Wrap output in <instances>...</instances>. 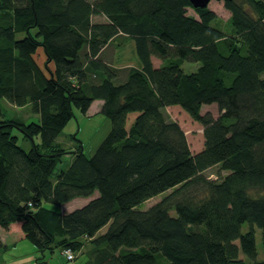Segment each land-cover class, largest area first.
I'll use <instances>...</instances> for the list:
<instances>
[{"label": "trees", "instance_id": "obj_1", "mask_svg": "<svg viewBox=\"0 0 264 264\" xmlns=\"http://www.w3.org/2000/svg\"><path fill=\"white\" fill-rule=\"evenodd\" d=\"M225 7L233 35L190 0H0V100L35 115L0 112V226L34 244L36 264L87 241L82 264H264V0ZM119 36L135 41L140 67L105 55ZM96 99L109 132L91 156L63 147L64 127ZM210 103L218 117L201 112ZM173 105L203 125L199 151L166 118ZM80 196L93 197L67 212L47 204Z\"/></svg>", "mask_w": 264, "mask_h": 264}, {"label": "rangeland", "instance_id": "obj_2", "mask_svg": "<svg viewBox=\"0 0 264 264\" xmlns=\"http://www.w3.org/2000/svg\"><path fill=\"white\" fill-rule=\"evenodd\" d=\"M209 7L215 10L217 14L216 20L213 22V25L218 26L222 30L225 31L228 35H233V29L231 25L230 11L225 7L224 0H211L209 3ZM190 13H194L193 9H189ZM94 20H101L103 16H94ZM121 43V44H119ZM117 54V55H116ZM105 55L107 57H111L112 60L119 59V64L123 65H135L140 63L139 57L136 52L135 41L133 39H128L123 36H119L115 39L112 46L108 47ZM115 57H112L114 56ZM34 58L37 63L42 67V69L48 73L45 68L46 64V55L42 47L38 48L36 53L34 54ZM53 67V64H50ZM183 69L186 72H191L196 70L199 67V63L193 62H183ZM96 105V104H95ZM3 112L4 117L8 118H18L22 121H31L34 118V113L32 111L31 105H26L24 107H17L5 99L0 100V112ZM96 107L91 106L89 112L87 114H83L76 111V116L72 118L68 124L64 127L61 135L58 137V141L62 144L63 147L69 150H76L79 148L80 144L83 146L84 152L91 156L95 152L97 146L106 136L111 128L110 119L105 116L103 113H96ZM201 112L203 114L209 112L214 117H218L220 114V109L217 103L204 104L201 108ZM164 114L168 120L177 121L182 129L185 131L188 143L191 147V150L194 152L202 149L204 145V134L203 125L194 120L191 115L181 106L173 105L167 106L164 108ZM22 146L25 149L30 148V142L28 140H24L21 142ZM72 153H67L63 156V160L58 163L56 171L61 170L62 168L67 167V165L72 160ZM217 166L209 168L205 171V175L210 178H216L217 176ZM173 191L170 189L164 193H161L148 201L142 204V208H148L149 206L161 201L163 197L167 196ZM87 200L86 197L80 196L76 197L64 206L54 205L51 203H47L48 206L60 209V210H71L78 206H81ZM174 200V199H172ZM172 213L174 211L172 210ZM248 225L245 224L243 226V231H246ZM104 228L102 231H104ZM13 241L12 235L8 232L7 229L0 226V260L10 261L9 263H13V260L17 257L25 258H34V256L38 257L41 255V252L37 250L34 244L28 240H14L16 243H11ZM256 242H257V250H258V258L260 260L264 259V246L261 238V231L258 229L256 232ZM9 246V247H8ZM92 247V244L88 241L85 242L84 247L75 253L74 260H68L62 250L56 248L54 252L47 254L48 264H82L83 261L87 260L89 250ZM243 256V255H242ZM244 257V256H243ZM249 264H252L246 257H244ZM35 261V260H34ZM1 263V261H0Z\"/></svg>", "mask_w": 264, "mask_h": 264}, {"label": "crops", "instance_id": "obj_3", "mask_svg": "<svg viewBox=\"0 0 264 264\" xmlns=\"http://www.w3.org/2000/svg\"><path fill=\"white\" fill-rule=\"evenodd\" d=\"M120 44V43H119ZM117 55V54H116ZM114 57H115V55H114ZM117 61H119V59H117L116 58V60H112V62H113V65H115V66H118V67H123V66H129V65H123V64H119L120 62H118L117 63ZM131 66H137V67H140V63H137V64H135V65H131ZM103 100L102 99H96V100H94L93 101V103H92V107L93 106H95L96 107V113H99V112H101V108H102V105H103ZM96 104V105H95ZM91 106H90V108H91ZM89 108V109H90ZM87 112H89V110L87 111ZM87 114V113H86ZM95 195H97V192L94 194V196ZM93 196H90V197H86L87 198V200L82 204V205H84V204H86L91 198H92ZM68 202H70V201H68ZM68 202H66V203H63L61 206H64V204H67ZM81 205V206H82ZM78 207H80V206H78ZM77 208V207H76ZM75 209V208H74ZM71 210H73V209H71ZM71 210H62L63 212H67V211H71ZM21 240H23V239H21ZM11 243H13V245H14V243H16V241L14 242V240L11 242ZM9 247V246H8ZM40 252V251H39ZM42 255V254H41ZM41 255H38V257H36V256H34V258H25V256L24 257H17V258H15L14 260H13V263L12 264H36L37 262H36V259L37 258H39V257H41ZM45 258H47V257H45ZM35 260V261H34ZM47 260V259H46ZM1 261V263L0 264H11V263H9L10 261H4V260H0ZM48 262V261H47Z\"/></svg>", "mask_w": 264, "mask_h": 264}, {"label": "water", "instance_id": "obj_4", "mask_svg": "<svg viewBox=\"0 0 264 264\" xmlns=\"http://www.w3.org/2000/svg\"><path fill=\"white\" fill-rule=\"evenodd\" d=\"M190 1L195 7H206L209 5L211 0H190Z\"/></svg>", "mask_w": 264, "mask_h": 264}, {"label": "built area", "instance_id": "obj_5", "mask_svg": "<svg viewBox=\"0 0 264 264\" xmlns=\"http://www.w3.org/2000/svg\"><path fill=\"white\" fill-rule=\"evenodd\" d=\"M68 260H74L75 252L71 248H65L62 250Z\"/></svg>", "mask_w": 264, "mask_h": 264}]
</instances>
